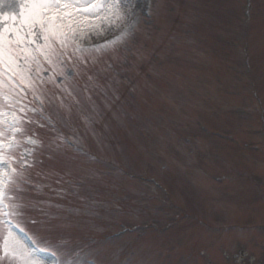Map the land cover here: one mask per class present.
<instances>
[{
  "label": "rangeland",
  "instance_id": "374dc122",
  "mask_svg": "<svg viewBox=\"0 0 264 264\" xmlns=\"http://www.w3.org/2000/svg\"><path fill=\"white\" fill-rule=\"evenodd\" d=\"M248 1L152 0L150 17L143 0L92 16L76 13L87 4L57 13L67 43L51 37L50 58L30 52L24 82L7 69L0 78V141L16 139L0 148L14 162L4 212L0 202V264H20L3 252L9 230L37 264L51 259L3 220L57 264H201L197 249L206 264H264V148L242 146L264 135V0ZM243 79L255 80L263 102L258 129ZM219 170L222 187L207 176ZM150 175L167 191L138 179ZM150 220L149 229L127 227Z\"/></svg>",
  "mask_w": 264,
  "mask_h": 264
},
{
  "label": "snow or ice",
  "instance_id": "6c2138e0",
  "mask_svg": "<svg viewBox=\"0 0 264 264\" xmlns=\"http://www.w3.org/2000/svg\"><path fill=\"white\" fill-rule=\"evenodd\" d=\"M87 4L92 7L91 12L87 8L81 15L92 16L102 7L119 9L121 0H105L104 3H97L96 0H0V78L9 74V79L18 78L25 81V67L29 63V53L41 50L45 58L54 55V50L48 45L51 37L60 39L61 47L67 41L68 36L62 31L65 27L63 23H58L57 13L60 19L68 16L64 11L67 8ZM124 8H135L133 0H126ZM40 37L45 44L39 43ZM76 51H86L77 48ZM23 57V60H21ZM35 59V57H32ZM2 82V80H0ZM0 162L3 158L0 157ZM2 182H0V202L4 199ZM3 252L11 253L19 258L20 264H37L32 253L10 230L3 240ZM68 264H80L77 260L69 261Z\"/></svg>",
  "mask_w": 264,
  "mask_h": 264
},
{
  "label": "bare ground",
  "instance_id": "6f19581e",
  "mask_svg": "<svg viewBox=\"0 0 264 264\" xmlns=\"http://www.w3.org/2000/svg\"><path fill=\"white\" fill-rule=\"evenodd\" d=\"M106 8V10H107V7H105ZM103 12V11H102ZM102 12H100L98 15H95V17H93V18H90V21H88L87 23H86V25H94L95 23H98L101 19V17H103L102 15ZM78 16H80V15H78ZM85 27V26H84Z\"/></svg>",
  "mask_w": 264,
  "mask_h": 264
}]
</instances>
